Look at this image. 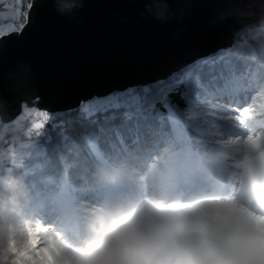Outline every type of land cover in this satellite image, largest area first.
<instances>
[{"label": "trees", "instance_id": "obj_1", "mask_svg": "<svg viewBox=\"0 0 264 264\" xmlns=\"http://www.w3.org/2000/svg\"><path fill=\"white\" fill-rule=\"evenodd\" d=\"M31 1L20 0V6H14L21 10V26ZM12 4L0 2V11L10 10ZM255 89H264V22L239 32L230 49L198 60L165 81L112 94L123 99L134 96L140 101L138 107L109 106L91 113L83 103L53 115L50 123L33 125L32 121L23 132L1 137L0 151L17 150L25 143L38 148V153L4 160L0 166V264H45L34 259L31 227L36 218L46 217L47 208L52 209L55 196L64 187L70 189L68 200L59 201L62 208L54 210L58 216L66 210L73 212L74 205L76 209L85 206L84 202L101 206L102 197L119 194L128 201L136 195L133 188L144 192L135 175L158 148L165 154L181 150V161L194 152L227 160L226 153L231 151L219 144L216 133L221 111L211 99ZM169 93L176 109L156 110L153 115L152 102ZM96 101L98 98L92 99ZM209 165L206 173L200 171L197 176L209 178L217 172L215 164ZM101 175L131 178L132 187L114 190L100 182ZM63 263V258L53 262Z\"/></svg>", "mask_w": 264, "mask_h": 264}, {"label": "water", "instance_id": "obj_2", "mask_svg": "<svg viewBox=\"0 0 264 264\" xmlns=\"http://www.w3.org/2000/svg\"><path fill=\"white\" fill-rule=\"evenodd\" d=\"M264 22V0H32L0 38V123L165 81Z\"/></svg>", "mask_w": 264, "mask_h": 264}, {"label": "rangeland", "instance_id": "obj_3", "mask_svg": "<svg viewBox=\"0 0 264 264\" xmlns=\"http://www.w3.org/2000/svg\"><path fill=\"white\" fill-rule=\"evenodd\" d=\"M10 1L13 4L10 5V10L0 11V17L5 19H18L21 16V10L14 8V6H20V0H0V2ZM22 28V26H21ZM20 28V29H21ZM260 93L259 96L256 94ZM228 99V100H227ZM215 105H217L221 112L217 116V138L219 144L228 148L231 152L237 147L247 146L252 149L256 154L264 156V89L253 90L250 93L240 92L235 96H228L224 99H211ZM139 99L134 96H129L126 99L113 97L112 94L99 98L98 101H88L84 104H88L86 109L91 113L97 108H107L109 106L118 107L124 106H139ZM219 113V112H218ZM37 125L50 123L53 121V115L47 113H38L34 108H24L23 112L12 122V125H0V138L4 135L11 133L10 127L17 125L31 123ZM37 122V123H36ZM29 125H26L28 127ZM226 131H230L231 134ZM15 133V132H14ZM12 134V133H11ZM38 148L30 144L22 143L17 150L10 149L9 152L0 151V166L4 160H12L14 157H22L25 155H35L38 153ZM160 149H156L154 154L151 155L149 163H145L140 170H137L135 180H138L141 186L150 188L151 182L149 181L150 172L152 169L155 171V177L159 179H165L167 175L173 173L174 170H169L167 164L163 159L166 155L163 151L158 152ZM180 152V151H179ZM179 152H174L177 155ZM172 155V153H170ZM170 157L166 158L169 160ZM205 159L210 164H215L217 169L220 168L218 174L219 180L222 181L221 187L225 185L226 181H229L230 187H232V195L224 197L220 200L204 199L187 204H177L170 202H163L156 198H150L149 193L140 195L142 201H140L131 212H124L127 217L141 225L145 229H151V238H160V225L171 218L183 219V222L187 225L190 231L198 232L204 235L218 237L221 235L222 228L229 223L242 225L247 228L259 231L262 227L261 221H264V215L252 211L248 207L242 205L239 199L240 185L237 181V169L234 166V157L229 156L226 166L222 167L221 159L219 156L207 154ZM223 161V160H222ZM220 166V167H219ZM234 166V168H233ZM231 175H230V174ZM230 175V176H229ZM217 177V178H218ZM221 177V178H220ZM229 187V186H227ZM202 193H206L205 190ZM149 197V198H148ZM89 203L83 207H80L85 213L84 217L89 220L94 214H101ZM189 216L192 218L189 219ZM171 217V218H170ZM54 221L48 218L40 216L32 223V231L35 234V258L36 261H43L45 264H53L56 259L63 258V264H87L92 256V249H72L73 247L67 244L61 237L60 232L54 226ZM91 238L90 236L88 237ZM94 248H102L106 246L105 238H94ZM38 255V257H36ZM32 258V259H33ZM33 259V260H34Z\"/></svg>", "mask_w": 264, "mask_h": 264}, {"label": "clouds", "instance_id": "obj_4", "mask_svg": "<svg viewBox=\"0 0 264 264\" xmlns=\"http://www.w3.org/2000/svg\"><path fill=\"white\" fill-rule=\"evenodd\" d=\"M226 155L234 157L240 190L264 206V156L247 146ZM260 223L259 231L229 223L213 237L190 231L179 219L168 220L154 240L151 229L126 214L104 212L86 223L91 237L86 246L93 250L87 264H264V221ZM94 238H105L106 246L94 248Z\"/></svg>", "mask_w": 264, "mask_h": 264}, {"label": "built area", "instance_id": "obj_5", "mask_svg": "<svg viewBox=\"0 0 264 264\" xmlns=\"http://www.w3.org/2000/svg\"><path fill=\"white\" fill-rule=\"evenodd\" d=\"M21 24L17 19H0V38L12 32L20 31ZM12 125V124H11ZM10 126V125H9ZM23 124L10 127V131H18L22 128Z\"/></svg>", "mask_w": 264, "mask_h": 264}, {"label": "snow or ice", "instance_id": "obj_6", "mask_svg": "<svg viewBox=\"0 0 264 264\" xmlns=\"http://www.w3.org/2000/svg\"><path fill=\"white\" fill-rule=\"evenodd\" d=\"M153 104V115L157 114L156 110H159V113H166L168 112L169 108L176 109V105H174L172 99H171V93H169L168 96H163L162 98H158L152 102ZM33 243H36L35 240H33Z\"/></svg>", "mask_w": 264, "mask_h": 264}, {"label": "bare ground", "instance_id": "obj_7", "mask_svg": "<svg viewBox=\"0 0 264 264\" xmlns=\"http://www.w3.org/2000/svg\"><path fill=\"white\" fill-rule=\"evenodd\" d=\"M256 95H257V96H259V95H260V93H258V92H257V94H256Z\"/></svg>", "mask_w": 264, "mask_h": 264}]
</instances>
